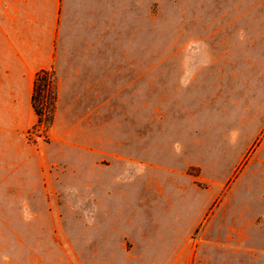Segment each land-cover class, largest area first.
Masks as SVG:
<instances>
[{
    "label": "rangeland",
    "instance_id": "obj_1",
    "mask_svg": "<svg viewBox=\"0 0 264 264\" xmlns=\"http://www.w3.org/2000/svg\"><path fill=\"white\" fill-rule=\"evenodd\" d=\"M118 61L0 168V264H264V0H148Z\"/></svg>",
    "mask_w": 264,
    "mask_h": 264
},
{
    "label": "crops",
    "instance_id": "obj_2",
    "mask_svg": "<svg viewBox=\"0 0 264 264\" xmlns=\"http://www.w3.org/2000/svg\"><path fill=\"white\" fill-rule=\"evenodd\" d=\"M147 23L148 0H0V168L29 152L36 72L53 71L60 110L62 99L84 102L85 88L116 89L134 71L118 50H146Z\"/></svg>",
    "mask_w": 264,
    "mask_h": 264
},
{
    "label": "trees",
    "instance_id": "obj_3",
    "mask_svg": "<svg viewBox=\"0 0 264 264\" xmlns=\"http://www.w3.org/2000/svg\"><path fill=\"white\" fill-rule=\"evenodd\" d=\"M56 102L55 77L52 70L35 73L30 92V107L37 124H51ZM46 113L44 115L43 113Z\"/></svg>",
    "mask_w": 264,
    "mask_h": 264
}]
</instances>
